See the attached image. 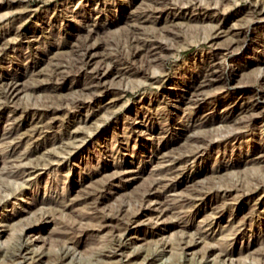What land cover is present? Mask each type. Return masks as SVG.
Listing matches in <instances>:
<instances>
[{
	"label": "rangeland",
	"instance_id": "374dc122",
	"mask_svg": "<svg viewBox=\"0 0 264 264\" xmlns=\"http://www.w3.org/2000/svg\"><path fill=\"white\" fill-rule=\"evenodd\" d=\"M0 264H264V0H0Z\"/></svg>",
	"mask_w": 264,
	"mask_h": 264
},
{
	"label": "bare ground",
	"instance_id": "6f19581e",
	"mask_svg": "<svg viewBox=\"0 0 264 264\" xmlns=\"http://www.w3.org/2000/svg\"><path fill=\"white\" fill-rule=\"evenodd\" d=\"M152 6V5H151ZM157 7V6H156ZM138 38V37H137ZM143 44V43H142ZM150 44H151V42H150ZM155 44V43H154ZM164 46V45H163ZM162 47V44L161 43H156L155 45H151V46H147L146 45V47L145 48H141L142 50L144 49V51H145V55L147 56V58H152V57H154V58H156L155 57V55H157L158 54V52H160L159 51V49H162L161 48ZM140 49V50H141ZM143 51V52H144ZM160 55V54H159ZM152 60V59H151ZM150 60V61H151ZM106 69V68H105ZM132 70V69H131ZM133 72V71H132ZM105 71H102V70H98L96 73H95V75H94V77H93V81L94 82H96L97 84H98V82L99 81H101V79H103L104 77H105ZM207 73V72H206ZM228 76V75H227ZM91 77V76H90ZM207 77V76H206ZM92 80V79H91ZM207 80V79H206ZM210 80V79H209ZM200 81V80H199ZM203 82V81H202ZM90 83V82H89ZM88 83V84H89ZM93 83V82H92ZM13 85V84H12ZM95 86H96V84H95ZM12 87V86H11ZM10 87V88H11ZM92 87V86H91ZM14 92V91H13ZM12 92V93H13ZM15 93V92H14ZM193 138V137H192ZM166 206H167V204H166ZM113 225V224H112ZM80 226V225H79ZM65 230V229H64ZM180 237V236H179ZM188 244H190L191 242H187ZM110 249V248H109ZM119 250H121V245L120 244H117L113 249H112V251L113 252H118ZM111 251V252H112ZM23 252V251H22ZM107 252V251H106ZM123 253V252H122ZM126 256H129V253L126 255ZM125 257V256H124Z\"/></svg>",
	"mask_w": 264,
	"mask_h": 264
}]
</instances>
